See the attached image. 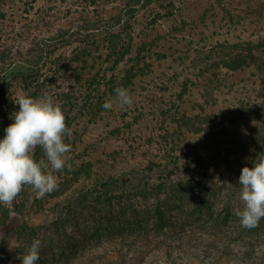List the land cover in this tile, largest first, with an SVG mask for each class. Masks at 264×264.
<instances>
[{
  "label": "rangeland",
  "instance_id": "rangeland-1",
  "mask_svg": "<svg viewBox=\"0 0 264 264\" xmlns=\"http://www.w3.org/2000/svg\"><path fill=\"white\" fill-rule=\"evenodd\" d=\"M32 1L27 19H21L26 6L13 2L14 15L5 22L25 29V41L16 43L8 28L0 37L21 53L0 74V137L20 95L48 93L71 129L65 138L70 152L65 168L55 171L42 148L33 151L56 176L57 188L37 198L25 185L2 204L0 264H20L18 257L34 238L41 240L38 264H264V231L236 229L234 213L226 210L236 197L238 168L215 161V136L199 126L259 90L252 65L232 72L203 59L217 44L264 39V0H115L104 8L80 0ZM51 7L63 14L84 7L88 17L102 21L100 30L95 23L69 42L70 34L60 38L67 45H55L52 39L64 35L58 31H75L80 16L70 26L47 18L44 25L35 23V11ZM119 13L122 20L114 27ZM112 41L120 49L125 45L127 53L107 56ZM77 47L85 55L80 52L75 61L70 57ZM24 61L37 67L28 82L34 90H22V75L32 68ZM117 87L129 89L134 103L104 109ZM123 194L134 212L129 208L119 217L117 209L107 216L103 197ZM23 225L28 234L22 243L17 233Z\"/></svg>",
  "mask_w": 264,
  "mask_h": 264
},
{
  "label": "trees",
  "instance_id": "trees-1",
  "mask_svg": "<svg viewBox=\"0 0 264 264\" xmlns=\"http://www.w3.org/2000/svg\"><path fill=\"white\" fill-rule=\"evenodd\" d=\"M24 1H26V3H22L20 0H0V27H1L0 37L3 35L5 36L6 29L8 28V25L6 24L8 22L7 18L8 17L11 18L14 15L12 13L13 8L10 7V4L13 5V2H16L24 7L26 6V11L24 10L21 11V13L26 15V17L24 18L21 17V19L25 20V18L26 19L28 18L29 16L28 12L30 10L29 7L31 6H29V4L27 3V1L29 0H24ZM80 1L84 2V4H87L88 6H93L96 8H104L108 3L115 2V0H80ZM58 4H60V0L58 1ZM51 8L48 10H40L39 12L35 11L34 15L37 16V19L34 20L35 23L40 22L39 23L40 25H44L46 24L45 18H47L50 19L51 21L53 20L60 21L62 23H65V25L70 26L69 25L71 24L70 20H74L72 19L74 18V16H78V15L80 16L78 18V22H79L78 26L74 27L75 31H72L71 33H69V31H64V30L58 31L60 34H64V35L60 37L57 36L56 38L52 39L53 41H55V45L59 43V41L60 44L67 45V43L65 41L60 40V38L66 39L64 36L70 34L66 40L67 42H69V40H71L73 36L87 31L88 27L94 26L95 23L97 26L96 30L98 31L100 30L99 28L100 25L102 24V21H100V23H97L98 21H94V19L88 17V13L84 12V10H86V8L84 7H80L81 11L78 13H71L69 11H66L64 14L61 13L59 9H57L56 7H51ZM123 8H125V6ZM120 13L115 19L112 20L114 27L118 26L120 24V21L122 20ZM227 13L229 12H226V14ZM8 30L10 33L13 32L14 35L16 36L15 37L16 43H21L25 41L27 37L25 33V29H22L20 26L17 27L16 25H13L12 28H8ZM260 30H264V28L262 27V29ZM100 35L103 34L100 33ZM108 36L110 35L106 34V37ZM116 36L117 34L114 33V35H112V38H116ZM36 41L37 42L35 43L36 44L35 46L37 49L40 46V40H36ZM82 43L84 44V42H81V44ZM108 44L110 45V48H106L109 51L107 56L112 54L120 55L121 52L120 53L116 52L118 50H122L124 54L127 53V48L125 49V45L123 44H121V49L117 47V42L115 41L109 42ZM13 48L9 47V45L6 44V41H3V38L0 39V74L1 75L4 73L2 72L3 71L2 67L8 61H12L14 57L13 54L15 53L21 54L20 51H17L19 47L15 46ZM80 52H82V54L85 55L83 53V50L82 49L80 50L77 47V49L71 55L70 58L71 59L77 58V56L80 55L79 54ZM257 52H259L260 55H262V53L264 52V39H260L256 43L237 42L234 44H228V43L217 44L214 46V50L210 51L209 54L210 56L207 57V59L206 57H204L203 59L204 61L210 59L211 61L216 63V67H220L221 69H224L226 71H232V72L238 71L249 65L255 67L257 71L256 81L257 84H259V90L257 88V90L254 91V95H250L248 99H245L237 103L236 106L233 107L229 112L227 113L220 112L219 114L216 115H210L211 119H208L209 122L205 123L204 125L203 123L199 124V126H203L205 133L211 132L212 135L215 136V139L213 140V144L216 145V148L214 149V152L217 156V157L215 156V161L219 158L218 160L222 161L221 163L222 165L226 166V164L228 163L230 164V166H236L238 168L235 173V180L233 184V189L236 193V197L234 199V202L232 201L231 205L226 210L228 212V210L230 209V211L234 213V217L236 220L235 228L240 230L242 229V232H247V231L252 232L256 230V228L253 227L248 229L242 227L240 224L237 212L239 210H242L243 203L239 199L240 185L237 183V181L241 174V169L245 166L251 167L252 161L259 154L264 153V56L257 58L255 56V53ZM47 54H49V52ZM81 57L83 58V56ZM20 59L18 60V62H20ZM77 59H75V61ZM120 60L122 61L123 58L119 59L117 62H119ZM29 62L24 61V64L27 65L30 64V66L32 67L33 64L32 61ZM61 67L62 65L60 64V67L57 70L60 71ZM189 67L191 68L193 67V62H190ZM141 68H145L147 74L151 73V67L149 65H142ZM36 70H37L36 65H33V67L29 72L22 75L23 76L22 82L24 84V86L22 87L23 91L26 90V88L34 90V87H31L30 84H28V82L32 79V76H35ZM206 70H207V66H204L203 69H201V67L198 69L201 76H204V74H206L205 72ZM90 82L93 81L90 80ZM90 82L88 84H91ZM39 96H41L39 93L32 95V97L35 98H38ZM206 120L207 117H205V121ZM208 161L211 162L212 159L211 160L209 159ZM197 162H200V160L198 159ZM199 181L202 182L201 180ZM176 185L177 187H179L181 183L179 182ZM144 186L147 187L146 189L147 191L150 190V186L148 184H145ZM201 186H203L202 188H205L204 183ZM180 189L181 190L190 189V185H185V186L182 185ZM113 197H114L113 195H109V196L106 195L103 197L105 199L104 200L105 204L104 205L102 204L101 208L102 211L105 212L107 216H112V213H115L117 209H118L117 214L120 215L119 217H122V215L123 216L126 215L127 210L129 208L134 212L135 206H133L132 201L129 200L126 194L119 195L116 198ZM97 198L100 201L101 197L99 196ZM113 200L115 202H112ZM82 202L84 203V199H82ZM208 203L209 202L206 203L207 206ZM1 206L2 204H0V208ZM256 226H258V228H261L264 231V218H262L256 224ZM27 232H28V227H26V225L20 226L17 233L18 236L17 240L22 243L26 242L27 234H28ZM48 252H50V254L51 252L53 253L52 248Z\"/></svg>",
  "mask_w": 264,
  "mask_h": 264
},
{
  "label": "clouds",
  "instance_id": "clouds-1",
  "mask_svg": "<svg viewBox=\"0 0 264 264\" xmlns=\"http://www.w3.org/2000/svg\"><path fill=\"white\" fill-rule=\"evenodd\" d=\"M114 91L115 96L102 105L104 109H112L114 104L130 106L134 103L129 89L117 87ZM15 104L19 106L18 110L12 113V122L0 137V204L11 203L25 185L32 187L37 198L57 188L56 176L33 158L37 146L42 148L48 164L55 171L65 168L66 154L70 152L65 138L71 135V129L66 127L60 104L48 93L38 98L22 94ZM237 183L240 185L239 199L243 203L237 215L241 226L250 229L264 218V153L252 161L251 167L241 169ZM40 245L41 240L34 238L18 257L20 264H38Z\"/></svg>",
  "mask_w": 264,
  "mask_h": 264
}]
</instances>
